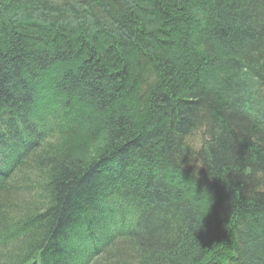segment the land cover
I'll return each mask as SVG.
<instances>
[{"label": "trees", "instance_id": "16d2710c", "mask_svg": "<svg viewBox=\"0 0 264 264\" xmlns=\"http://www.w3.org/2000/svg\"><path fill=\"white\" fill-rule=\"evenodd\" d=\"M0 264H264V0H0Z\"/></svg>", "mask_w": 264, "mask_h": 264}]
</instances>
